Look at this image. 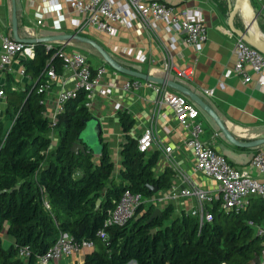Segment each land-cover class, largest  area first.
<instances>
[{"label":"trees","instance_id":"1","mask_svg":"<svg viewBox=\"0 0 264 264\" xmlns=\"http://www.w3.org/2000/svg\"><path fill=\"white\" fill-rule=\"evenodd\" d=\"M33 46V56L21 60L31 85H4L0 233L13 241L4 246L0 239V264H34L36 256L60 232L76 241H93V247L83 254L82 264H253L260 241L247 221L264 224V197L250 198L237 212L220 210L215 201L209 207L212 219L200 226L189 213L173 214L169 204L154 217H149L153 204L140 205L124 223L107 227L105 240L97 237L95 231L124 188L151 195L147 185L155 184L157 189L168 186L171 171L165 167L154 175L157 153L136 148L135 138L127 133L133 119L125 109L118 111V123L126 136L120 144L117 180L111 177L113 164L104 141L97 161L90 151L72 152L69 146L83 120L90 116L83 104L84 92L80 90L67 100L51 125L42 114L41 92L35 86L48 64L59 70L61 60L50 57L52 50L44 49L41 42ZM50 129L57 132L52 147L47 135ZM43 200L48 208H44ZM20 246H26L27 257L17 256Z\"/></svg>","mask_w":264,"mask_h":264},{"label":"crops","instance_id":"2","mask_svg":"<svg viewBox=\"0 0 264 264\" xmlns=\"http://www.w3.org/2000/svg\"><path fill=\"white\" fill-rule=\"evenodd\" d=\"M161 1L185 9L199 8L201 10L206 38L200 49L183 44L181 37L170 32L163 21H157L152 28H142L135 22L128 25L115 24L114 33L97 30L89 24L75 26L73 23L80 19V15L74 12L64 0H14L16 32L19 37L23 38L76 32L79 35L92 38L120 65L153 75L165 74L164 65L170 64L171 69L168 70V77L197 93L218 115L224 127L235 138L249 140L264 137V92L254 85L256 74L251 73V78L247 81L242 80L237 74L223 76L224 72L233 66L235 59L231 50L235 35L226 24L228 11L226 0ZM232 1L230 0V2ZM250 6L253 10H259L255 16V26L258 32L264 34V9L260 7L259 0H250ZM10 11L11 1L0 0V34L6 33L12 37ZM37 12H41L42 15L40 23H36ZM59 13L64 14V19L60 21L58 29H53L50 20ZM245 20L246 18L241 13L236 12L233 18L234 26L242 27ZM51 41L58 42L67 49L80 50L86 54L91 64L102 65L101 59L103 58L86 42L74 39ZM75 41L85 43L94 50L96 55L88 49L80 48L75 44ZM37 42L43 44L42 41ZM139 55H143L144 59L138 60L137 56ZM22 59L15 57L7 70L0 71V82H2L3 88L6 83L12 88L31 85L29 75L24 70L23 73L19 72V69L23 68ZM180 68H184L186 72L191 71L188 78L176 75V71ZM55 72L56 78L45 90L41 91L40 100L43 110L46 111L51 110L56 91L60 87L71 86L70 80L64 79L62 82L61 68ZM128 77L131 76L113 68L104 67L101 83L112 80L114 87L108 95H100L94 90L86 97L88 102L86 108L90 115L98 119L101 140L106 143L113 164L111 177L117 180L121 167L119 150L126 135L118 123V111L125 109L133 119L132 126L127 132L130 136L136 138L143 126L148 123L153 124V132L161 146L147 150L157 153L156 162L152 167L154 175L162 172L165 167L171 171L169 185L161 187L151 194L152 197L163 198L157 206L163 208L169 204L175 215L180 212L188 213V210L195 204L194 198L183 195L164 197L177 192L178 189L186 187L191 182L213 192L216 184L213 179L204 176L194 168L192 153L184 144L186 130L174 118L170 108L165 104L158 107L155 103V92L148 86L131 90L122 89L121 83ZM208 88L212 89L210 95L204 91ZM169 89L177 91L170 87ZM186 97L189 99L188 96ZM115 103L119 104L118 108L114 107ZM5 107L6 101L4 100L0 103L2 114H4ZM198 115L202 127L200 138L208 141L233 165H244L252 153L258 148L264 147V143L255 146L234 145L224 138L206 112L199 108ZM3 116L0 120L3 119ZM47 135L50 138L49 147H52L57 141V132L50 129ZM166 145L169 146L168 151L163 150ZM97 158L98 154L92 156L94 161H97ZM0 239L4 246L13 241V238L4 232L0 233ZM86 251L88 250H84L83 253ZM82 256L83 254H80V257ZM73 259L74 256H68L50 264H71Z\"/></svg>","mask_w":264,"mask_h":264},{"label":"built area","instance_id":"3","mask_svg":"<svg viewBox=\"0 0 264 264\" xmlns=\"http://www.w3.org/2000/svg\"><path fill=\"white\" fill-rule=\"evenodd\" d=\"M70 8L80 15V19L74 21L75 26L89 24L95 29L114 33L115 24L137 23L142 28H152L157 21H163L168 30L179 35L183 44L191 45L200 49L205 38V24L199 8L185 9L161 0H64ZM260 1V7L264 9V0ZM41 12L36 13V23L41 22ZM64 14H56L50 20L53 29L60 27V21ZM33 44L21 40H15L6 33L0 34V71H5L15 57L31 58L33 56ZM44 49H51V55L61 60V72L63 80H70V87H60L52 100L50 111L43 110L42 114L48 122L53 125L56 114L63 110L67 100L76 97L78 91L84 92L83 104L88 106L86 97L96 90L100 95H108L114 87L112 80L101 83V75L104 72L102 65H93L88 61L85 53L76 49H67L63 45L52 41L43 42ZM232 53L235 57L233 66L224 72L223 76L237 74L242 80L251 78V73L256 74L254 85L264 92V54L243 39L235 36L232 42ZM143 60L144 56H137ZM170 64L164 65V73L169 76ZM23 73V68L19 69ZM191 71L180 68L176 75L189 77ZM43 79L37 84V91L45 90L52 80L56 78V72L52 64L43 71ZM148 86L155 92V103L159 107L167 105L173 113L177 122L186 130L184 144L192 153L194 168L206 177L214 180L215 191H210L203 186L191 182L186 187H181L175 193L166 197L176 195L190 196L194 198L195 204L188 210L193 215L198 226L212 219L209 207L216 201L217 207L223 211H240L244 209L250 198L264 197V147L258 148L242 166L231 164L226 157L216 151L208 141L200 138L202 127L199 119V108L191 100L177 91H171L164 84L155 83L139 77H128L121 83L124 90L138 89ZM211 94L212 89L204 90ZM5 100V92L0 82V103ZM41 101V100H40ZM115 103L114 107L118 108ZM0 109V118L3 116ZM136 148L141 151L150 148H160L157 136L153 132V124L148 123L142 127L135 138ZM164 151L169 146L163 147ZM163 198L142 195L124 188L104 217L101 226L95 231V235L102 240L107 237L106 228L113 224L124 223L142 205L149 203L157 206ZM44 208H48L46 200L42 201ZM248 224L254 227L259 236L260 247L258 261L256 264H264V224H256L251 220ZM93 247L91 239L76 241L65 232L58 233L53 243L41 254L36 256L34 264H50L64 257L74 256L71 264H82L84 250ZM17 256L25 258L28 256L26 246H20L16 252ZM225 264V263H220Z\"/></svg>","mask_w":264,"mask_h":264},{"label":"water","instance_id":"4","mask_svg":"<svg viewBox=\"0 0 264 264\" xmlns=\"http://www.w3.org/2000/svg\"><path fill=\"white\" fill-rule=\"evenodd\" d=\"M11 1V11H10V29H11V35L12 38L15 40H21L24 42H30L34 43L37 41H51V40H62L66 41L69 39H74L78 41H83L88 44H90L103 58V60L113 69L122 72L126 75L139 77L145 80H150L155 83L164 84L174 90H177L178 92L184 94L185 96H188L189 99L194 101L200 109H202L204 112H206L214 121L216 127L220 131V133L224 136V138L229 141L230 143L238 146H255L260 143H264V137H257L249 140H240L235 138L223 125L218 115L212 110V108L194 91H192L190 88H188L186 85L178 82L177 80H174L170 77H168L166 74L163 75H153L150 73L142 72L133 68H128L125 66L120 65L104 48H102L101 45H99L96 41H94L92 38L79 35L76 32H70V33H57L47 36H39V37H29V38H23L19 37L16 32V16H15V8H14V0ZM226 6L228 8L227 15H226V24L228 29L235 35L243 39L245 42H247L249 45L256 48L258 51L264 54V34L258 32L257 27L255 26V16L259 12V10H253L250 6V0H233L230 2V0H226ZM236 12L241 13L243 17L246 18L245 23L242 25V27H236L233 23V18ZM34 87V85H33ZM32 88V87H31ZM30 88V89H31ZM28 90V92L30 91ZM92 119L95 121L94 130L96 135L98 136V142H99V148L96 151V154L99 153L100 147H101V136H100V126L98 119L95 116L90 115L88 118L84 119V124L89 120ZM84 126V125H83ZM83 128V127H82ZM82 128L77 132L75 140L71 142L69 149L72 152H85L90 151V148L86 145L84 140L80 137V131ZM148 189L152 192H155L157 190V186L155 184H148ZM161 208L158 206H155L149 217H154L155 215L160 213ZM258 261V253H255L252 258V263L256 264ZM134 264V261H133Z\"/></svg>","mask_w":264,"mask_h":264},{"label":"rangeland","instance_id":"5","mask_svg":"<svg viewBox=\"0 0 264 264\" xmlns=\"http://www.w3.org/2000/svg\"><path fill=\"white\" fill-rule=\"evenodd\" d=\"M75 44H77L82 49H88V50H90L93 54L96 55V53L94 52V50H92L85 43L76 42L75 41ZM101 63H102V65L104 67H110L103 59H101ZM3 123L5 125L6 121L4 120ZM94 126H95V121L90 118L84 124L82 130L80 131V137H81L82 140H84V142L86 143V145L90 148L92 156L96 155V151L99 148L98 136L95 133ZM127 264H133V261H129Z\"/></svg>","mask_w":264,"mask_h":264}]
</instances>
